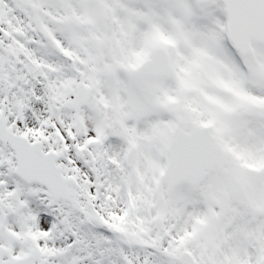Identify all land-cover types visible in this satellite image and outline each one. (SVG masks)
<instances>
[{
    "label": "snow or ice",
    "instance_id": "snow-or-ice-1",
    "mask_svg": "<svg viewBox=\"0 0 264 264\" xmlns=\"http://www.w3.org/2000/svg\"><path fill=\"white\" fill-rule=\"evenodd\" d=\"M0 264H264V0H0Z\"/></svg>",
    "mask_w": 264,
    "mask_h": 264
}]
</instances>
